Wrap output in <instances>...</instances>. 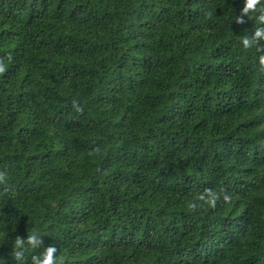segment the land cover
<instances>
[{"label": "trees", "instance_id": "trees-1", "mask_svg": "<svg viewBox=\"0 0 264 264\" xmlns=\"http://www.w3.org/2000/svg\"><path fill=\"white\" fill-rule=\"evenodd\" d=\"M242 7L0 0V264L33 228L59 264H264V69ZM205 188L231 199L189 209Z\"/></svg>", "mask_w": 264, "mask_h": 264}, {"label": "clouds", "instance_id": "clouds-1", "mask_svg": "<svg viewBox=\"0 0 264 264\" xmlns=\"http://www.w3.org/2000/svg\"><path fill=\"white\" fill-rule=\"evenodd\" d=\"M242 15L248 16L254 14L256 26L253 28L251 35H245L240 40V46L243 49H254L257 65L264 69V0H243V7L240 9ZM236 22L240 23L241 17H235ZM3 66L0 65V71ZM75 104V102H73ZM79 111V108L76 109ZM6 174V169L0 171V178ZM228 202L231 199L230 194L223 189L219 192L205 188L200 192L196 199L200 204L190 203L189 209L207 205L215 207L218 198ZM42 247V251H36ZM11 256L15 264H59L58 256H55L56 248L51 244L45 246L42 242V236L33 228L26 236H16L11 242ZM2 261V260H0Z\"/></svg>", "mask_w": 264, "mask_h": 264}]
</instances>
